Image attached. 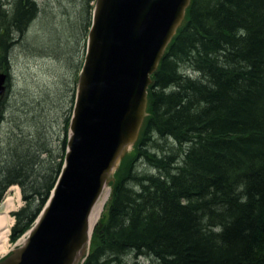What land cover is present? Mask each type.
Masks as SVG:
<instances>
[{
    "label": "trees",
    "instance_id": "obj_1",
    "mask_svg": "<svg viewBox=\"0 0 264 264\" xmlns=\"http://www.w3.org/2000/svg\"><path fill=\"white\" fill-rule=\"evenodd\" d=\"M11 6L0 9L1 60L10 35L37 13L35 0ZM167 50L152 75L149 116L132 159L153 132L183 145V160L149 150L158 173L138 177L130 174L132 159L122 163L83 264H139L143 255L150 264H264V0H192ZM189 65L201 79L179 73ZM12 152L8 165L0 160V201L10 184L21 185L26 205L14 213L15 240L39 213L62 162L51 158L37 172L39 154Z\"/></svg>",
    "mask_w": 264,
    "mask_h": 264
},
{
    "label": "water",
    "instance_id": "obj_2",
    "mask_svg": "<svg viewBox=\"0 0 264 264\" xmlns=\"http://www.w3.org/2000/svg\"><path fill=\"white\" fill-rule=\"evenodd\" d=\"M191 1L94 0L61 171L26 237L0 264L83 262L95 226L92 214L136 146L149 113L151 76ZM5 80L0 71V98ZM108 90L120 103L109 104ZM123 120L121 136L127 138L117 146Z\"/></svg>",
    "mask_w": 264,
    "mask_h": 264
},
{
    "label": "rangeland",
    "instance_id": "obj_3",
    "mask_svg": "<svg viewBox=\"0 0 264 264\" xmlns=\"http://www.w3.org/2000/svg\"><path fill=\"white\" fill-rule=\"evenodd\" d=\"M14 0H0V9L7 13ZM37 13L27 25L26 30L7 40L4 60L0 59V69L7 73L6 90L0 100V160L2 166L8 165L9 154L20 150L26 154H39L41 163L34 164L33 170L41 172L44 162L51 158L63 161L66 147L67 124L72 113L76 87V77L81 69L88 29L91 21V0H35ZM3 52H0L2 55ZM7 64V65H6ZM183 70H179V72ZM172 89V88H171ZM171 89H167L169 92ZM1 106V105H0ZM149 134L143 148L134 151L126 161L132 164L133 171L139 173H158L147 162L164 153L174 155V162L183 160L184 146L172 138ZM20 144V149H18ZM146 152L143 153V150ZM150 154L149 157H147ZM172 160V161H173ZM167 164L170 167L174 163ZM126 163V164H127ZM38 164V166H37ZM128 167V165H127ZM125 167L118 169L122 172ZM118 172V171H117ZM121 174L122 172L119 173ZM117 175V176H118ZM129 185H131L129 183ZM18 190L21 205H26L21 185L12 184L4 192L0 211L7 194ZM112 192V191H111ZM107 194L95 226L107 218L111 201ZM41 203L40 197L33 201V207ZM15 210L14 212H16ZM13 212V215H14ZM94 230V229H93ZM93 235V232H92ZM92 242V241H91ZM12 243V241H11ZM92 243L89 252L92 251ZM130 257H128L129 259ZM140 257L137 261L141 263ZM143 263L146 261L142 260Z\"/></svg>",
    "mask_w": 264,
    "mask_h": 264
},
{
    "label": "bare ground",
    "instance_id": "obj_4",
    "mask_svg": "<svg viewBox=\"0 0 264 264\" xmlns=\"http://www.w3.org/2000/svg\"><path fill=\"white\" fill-rule=\"evenodd\" d=\"M91 2H92V5H91V17H92V10H93V2H94V0H91ZM187 22V14H186V16H185V19H184V21H183V23L181 24V26L180 27H178L177 28V30H176V33L174 34V36H173V38L171 39V41L168 43V45L166 46V50L170 47V45H171V43L173 42V40H174V38L178 35V33H179V31H180V29H182L183 28V26L185 25V23ZM166 52V51H165ZM163 58V57H162ZM0 71H3L5 74H6V79H7V73H6V71H5V68H1L0 69ZM184 78H189V79H191V80H195V81H197V80H199V78L201 77L200 76V73L197 71V70H195L193 67H191L190 65L189 66H187V67H185L184 69H183V71L181 72H179ZM154 74V73H153ZM152 74V75H153ZM151 78H152V76H151ZM201 79V78H200ZM152 81H153V79H152ZM153 83V82H152ZM5 85H6V80H5ZM152 85V84H151ZM150 87V86H149ZM148 87V88H149ZM148 88H147V97H148V100H149V96H148ZM75 92H76V87H75ZM3 97V96H2ZM2 97L0 98V100L2 99ZM74 97H75V95H74ZM116 96L110 91V90H108L107 91V99H108V101H109V104L112 102V100H114L116 103H120L116 98H115ZM74 100H75V98H74ZM129 101V100H128ZM128 101H125L123 104H122V109H123V107L128 103ZM147 104H148V102H147ZM74 105V104H73ZM73 108V107H72ZM147 112H149L148 110H147ZM117 113V112H116ZM71 115H72V113H71ZM148 116H149V113H148ZM147 116V117H148ZM71 117V116H70ZM146 117V118H147ZM69 120H70V118H69ZM68 124H69V121H68ZM68 124H67V137H68ZM125 122H124V120H123V123H122V126L120 127V129H118V131L120 130V134H118L117 135V137H116V139H115V141H113V142H118V144H117V146H119L126 138H127V135H124V136H121V134H122V132H123V129H124V127H125ZM143 128V127H142ZM121 136V137H120ZM67 137H66V147H67ZM139 140V139H138ZM138 142V141H137ZM136 142V143H137ZM66 147H65V153H66ZM136 147V146H135ZM135 150V148L133 149V151ZM133 151H132V153H133ZM132 155V154H131ZM64 157H65V154H64ZM63 162H64V158H63V161H62V164H61V168H62V165H63ZM61 168H60V171H61ZM133 168L134 167H132V164H131V170H130V174L132 173V175H133V177H138L139 175H142V174H145V172L144 173H139V172H134L133 171ZM60 173V172H59ZM59 175V174H58ZM126 176V175H125ZM58 177V176H57ZM56 180H57V178H56ZM127 180H129V179H127ZM127 180H125V181H127ZM56 182V181H55ZM129 182V181H128ZM13 184H18V183H13ZM55 184V183H54ZM10 185H12V184H10ZM9 185V186H10ZM128 185H129V183H128ZM8 186V187H9ZM7 187V188H8ZM53 187H54V185H53ZM53 187H52V189H53ZM6 188V189H7ZM5 189V190H6ZM52 189L50 190V192H49V195H48V197H47V199H46V201L44 202V204H43V206L41 207V209H40V211H39V213L37 214V216L40 214V212H41V210L43 209V207H44V205L46 204V202H47V200H48V198H49V196H50V194H51V191H52ZM5 192V191H4ZM19 194H20V192L18 191V190H16L15 192H14V194H12L11 195V193H9V194H7L6 195V197H5V199H4V201H3V204H4V206H3V209L0 211V259L1 258H3L4 256H6V254H8L10 251H11V249L13 248V247H15V245H16V242H17V244L19 243H21L22 241H23V239L26 237V234H27V232L30 230V228L32 227V225L34 224V222H35V220H36V218H37V216L35 217V219L32 221V223L30 224V226L27 228V229H25L24 231H23V233L19 236V237H17L15 240H12L11 239V232H12V227L14 226V224H15V221H16V218H15V215H13V212L15 211V210H17V208H19V206L21 205V203H22V201H21V198H20V196H19ZM3 195H4V193L2 194V197H3ZM106 196H107V194L105 195V197L103 198V200L101 201V203L100 204H97V206H96V210H94V212H93V214H92V223H94V222H96V220H97V218H98V215H99V213H100V208L104 205V203H105V201H106ZM2 200V199H1ZM1 202V201H0ZM18 211V210H17ZM15 213V212H14ZM11 241H12V243H11ZM91 241H92V235H91V240H90V244H89V249H88V254H87V256L89 255V250H90V245H91ZM87 256L85 257V259L83 260V262L81 263V264H83L84 263V261L86 260V258H87ZM141 257V256H140ZM140 257H138V258H140ZM143 258L141 259V263H139V264H150L149 263V257H147V256H142ZM138 260V259H137ZM142 260H144V261H146V263H143L142 262Z\"/></svg>",
    "mask_w": 264,
    "mask_h": 264
}]
</instances>
